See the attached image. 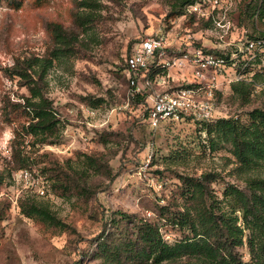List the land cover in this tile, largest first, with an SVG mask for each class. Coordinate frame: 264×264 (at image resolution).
Listing matches in <instances>:
<instances>
[{
	"label": "rangeland",
	"instance_id": "374dc122",
	"mask_svg": "<svg viewBox=\"0 0 264 264\" xmlns=\"http://www.w3.org/2000/svg\"><path fill=\"white\" fill-rule=\"evenodd\" d=\"M182 1L96 0L90 21L78 27L77 0H0V264H109L104 244L112 249L134 240L135 227L122 216L151 220L169 243L184 236L163 217L184 202L179 177L215 175L209 188L218 200L228 184L244 188L230 146L210 137V128L189 119L155 129L147 123L151 96L192 82L190 71L155 62L151 68L161 76L137 75L140 96L130 95L125 60L142 39L163 36L167 61L194 50L245 60L246 41L264 39V0H194L193 9ZM50 23L73 33L71 52L62 53L40 83L63 128L57 144L35 145L20 131L28 121L22 106L29 93L8 69L18 58L50 53ZM252 60L253 70H264V49ZM234 75L232 66L217 78L214 118L245 123L251 110H264V76L241 97L230 89ZM83 154L101 159L99 175L89 180L86 196L60 197L46 168L71 173L66 161L78 167ZM24 205L47 210L58 223L27 217ZM237 252L249 260L246 246Z\"/></svg>",
	"mask_w": 264,
	"mask_h": 264
},
{
	"label": "trees",
	"instance_id": "16d2710c",
	"mask_svg": "<svg viewBox=\"0 0 264 264\" xmlns=\"http://www.w3.org/2000/svg\"><path fill=\"white\" fill-rule=\"evenodd\" d=\"M95 4L96 0H77L74 21L78 27L90 21L95 12ZM194 4V0H184L181 5L189 7ZM260 10L262 19L264 13L261 7ZM48 28L54 43L50 53L44 57L23 60L18 58L8 69V76L23 81V86L29 93L22 106L24 111H28V121L21 126L20 131L22 136L30 137L35 145H55L60 138L63 121L51 100L42 93L40 83L59 56L72 50L73 33L57 23H50ZM241 54L246 56L243 52ZM248 56L245 60H230L225 57L241 76L230 84L232 94L241 97L258 88L255 81L264 76V70H253L254 60ZM152 65L154 64H150L147 71L138 75L161 76L156 72L157 67L151 68ZM128 84L132 90L131 97L139 98L140 94L133 91L135 86L130 84L129 78ZM263 88L264 84H261L260 89ZM201 123L205 128H210L207 129L210 137L230 146L229 152L235 159L233 171L235 176L244 182V188L228 184L222 198L218 200L212 196V190L209 188V183L216 180L215 175L179 177L180 195L184 202L177 211L163 217L184 236L169 243L163 237L160 227L151 220L135 221L131 217L122 216L123 219L132 221L135 227L134 240L123 242L120 247L115 246L112 249L104 244L101 251L109 264L121 263L122 253H125L123 264L131 262L130 260L136 261L137 264H264V110H251L245 123L239 122L235 117L213 118L209 122ZM211 148L213 149V146ZM100 160L96 155L83 154L82 159H76L78 167H73L69 160L66 161L68 168L72 170L71 173L62 168H46V179L60 197L69 199L71 195L86 196L89 180L99 175ZM21 161L20 169L25 166L26 159ZM21 208L27 217L38 216L44 221L58 223L45 209L33 205H24ZM243 246L248 250L247 262L237 252V249Z\"/></svg>",
	"mask_w": 264,
	"mask_h": 264
},
{
	"label": "built area",
	"instance_id": "2783aa9c",
	"mask_svg": "<svg viewBox=\"0 0 264 264\" xmlns=\"http://www.w3.org/2000/svg\"><path fill=\"white\" fill-rule=\"evenodd\" d=\"M167 48V40L163 36L148 37L140 40L126 59V71L132 86L136 84V76L147 71L150 64L155 62L157 67L166 70L190 71L188 75L192 82L151 96V104L145 115L149 126L155 129L165 123H178L188 119L211 121L216 109L212 94L216 89L217 78L226 76L233 64H229L224 56L204 53L201 50L186 52L167 61ZM263 49L264 40H248L243 53L249 55V59H254ZM240 78V74L235 71L234 81ZM146 84L149 85L150 81L146 80ZM133 91H137L136 87Z\"/></svg>",
	"mask_w": 264,
	"mask_h": 264
}]
</instances>
